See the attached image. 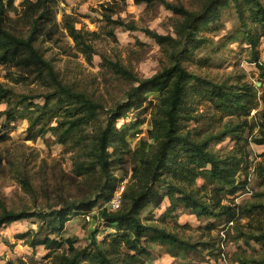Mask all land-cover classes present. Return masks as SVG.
Instances as JSON below:
<instances>
[{
	"label": "trees",
	"instance_id": "1",
	"mask_svg": "<svg viewBox=\"0 0 264 264\" xmlns=\"http://www.w3.org/2000/svg\"><path fill=\"white\" fill-rule=\"evenodd\" d=\"M56 1L24 0L30 30L28 36H22L9 28L8 11L13 6V0H0V65L7 70V79L15 84L31 81L50 87L46 93L18 94L0 79V104L7 105L5 110L0 111V118L6 117L8 122L4 128L10 129L11 122L18 119V111L28 109V140L44 138L50 132L58 135L59 142L63 144L73 143L78 148L73 158L76 175L94 180L95 184L92 191L82 198L59 199L55 203L47 199L46 205L33 211L8 209L0 199V235L1 229L8 224L39 219V231L26 242L32 248L44 246L49 251L47 257L68 248L69 253L58 255L60 264H80L87 259L92 260L93 264H140L151 258L152 251L148 245L153 242L181 249L184 254L198 249L199 243H191L179 234L178 229L182 226L177 222L178 228L175 230L158 224L153 214L143 215L150 208H160L168 199L169 206L160 217L164 222L177 217L180 210H185L199 220L210 222L201 230L224 234V239L219 243L215 242V237L211 239L212 242L204 243L212 257L226 259L223 246L228 241L251 239L264 244L262 228H257L256 233H248L238 224L243 217L263 216L264 203L243 206L236 202L238 196L253 192L249 186V145H264V63L260 61L258 50L264 37V2L195 0L197 8L191 10L181 0H178L179 3L135 0L137 4L148 5L158 1L178 17L173 25L174 35L143 29L167 53L169 65L151 77H139L119 62L106 59L117 74L133 84L125 99L108 113L106 125L85 135L86 128L98 121L103 106L85 92L65 85L59 79L53 63L36 45L40 36L49 35L53 40L58 35L60 23L57 20ZM126 1L112 0L103 4L102 8L119 14L122 10L115 7ZM225 9L236 15L239 26L221 43L231 40L250 48L251 62L260 71L261 86L246 82L218 83L196 74L186 65L193 60L196 50L210 44V39L204 33L218 28L215 26L222 20ZM103 14L111 23L128 30L137 29L135 24L125 23L122 17L114 20L112 15ZM62 28L73 39L75 47L91 61L97 33L78 29L76 21L69 15L64 16ZM37 99H43V103L35 102ZM148 102H153L149 113L148 137H142L131 155L132 170L123 191L121 208L112 211L103 207L98 212L99 218L114 232L99 240L104 233L94 229L89 244L79 249L75 246V238L61 237L66 224L74 215L91 213L100 202H111L122 180L114 173V168L124 161V157L116 156L120 149L117 143L123 131V135L131 132L133 137H138L143 131L137 127L145 122L137 117L128 124L124 123L123 127H117V121L125 119L133 111L146 109ZM201 103L213 106L218 114L213 119L218 116V122L227 120L217 132L195 136L190 123L197 118H194L195 109ZM54 121L56 125H53ZM9 138L8 133L2 134L0 142H6ZM227 139L234 142L231 147L223 144ZM259 157L262 160L253 165V175L264 186V152ZM6 162L11 164L0 153V174L6 168ZM19 163L22 164L21 159ZM19 181L26 191L35 193L26 174ZM45 230L48 235L40 237ZM17 237L24 239L25 234ZM105 243H109V247ZM234 260L242 264H264V256L248 261L241 254Z\"/></svg>",
	"mask_w": 264,
	"mask_h": 264
},
{
	"label": "rangeland",
	"instance_id": "2",
	"mask_svg": "<svg viewBox=\"0 0 264 264\" xmlns=\"http://www.w3.org/2000/svg\"><path fill=\"white\" fill-rule=\"evenodd\" d=\"M35 1V0H33ZM112 0H57V20L60 23L58 35L53 40L50 36H40L36 45L41 48L45 57L53 63L59 79L76 91L85 92L95 101L103 106L98 115V121L86 128L85 135H89L97 127L105 126L108 113L112 108L122 102L127 91L131 88L132 82L117 74L114 69L106 62V59L119 62L125 68L131 70L139 77H151L169 65V59L164 49L143 29H151L162 35H174V24L178 17L173 12L167 10L160 2L156 1L152 5L147 3L137 4L135 0H127L126 3L120 2L115 9H121L119 14H112L110 10L102 8L103 4ZM179 3L178 0H169ZM264 2V0H262ZM189 9H196L195 0H181ZM24 0H13V6L9 7L8 24L9 28L22 36L29 34V16L24 11ZM103 13L112 15V19L119 17L128 25L135 24L136 30H128L123 26L111 23L104 17ZM69 15L76 21L78 29L96 32L93 47L95 49L92 60L80 52L73 39L62 28L64 16ZM239 26L235 14L230 10L223 11V18L217 24L218 28L206 31L204 35L210 39V44L196 50L193 60L187 62L189 70L196 74H201L218 83H240L246 82L258 85L260 71L255 63L251 62V50L245 44L236 41L222 40ZM52 37V36H51ZM221 43V44H220ZM225 44L221 47L219 45ZM219 46V47H218ZM260 61L264 63V37L261 39L258 48ZM7 70L0 65V79L18 94L46 93L50 87L39 82H27L15 84L7 79ZM261 86V85H260ZM43 103V99L35 100ZM153 102H148L140 112L133 111L125 119L117 121V127H123L131 120L141 117L145 122L137 127L143 131L138 137H133L129 132L121 135L117 145L120 146L117 157H124V161L114 168V173L122 180L117 186L115 194L123 192L128 183L132 165L131 155L134 153L143 136L148 137L150 107ZM7 108L6 104H0V111ZM28 109L18 111V119L11 122L10 129L4 128L8 122L6 117L0 118V135L8 133L9 139L0 142V153L11 161L6 162V168L0 174V199L11 210H38L47 204V199L55 203L59 199L82 198L92 191L94 180L80 178L75 173L73 158L76 157L77 147L72 143L63 144L59 142L58 135L47 133L44 138L28 140ZM255 113V112H254ZM213 106L207 103L197 105L194 118L190 123V128L195 136H202L208 132H217L223 121H217ZM213 121V122H212ZM56 125V121L53 122ZM256 133V131H255ZM125 136V137H124ZM231 147L234 142L227 139L223 143ZM248 172L250 173L249 186L252 193H244L237 197L236 202L243 206L250 203H264V186L259 184L253 174V165L262 158L259 157L264 152V145L250 143ZM22 160V164L19 160ZM15 162V164H13ZM26 174L35 193L26 191L20 183V178ZM244 179V176L242 177ZM202 183V180H199ZM169 206L166 199L160 208L148 209L143 215L153 214L158 224L170 228H178L176 222L182 226L178 229L179 234L188 239L191 243H199L198 249L190 250L186 254L181 249L171 248L168 244L160 242L150 243L148 246L152 251V256L148 260H143L140 264H242L235 261L238 255H244L245 259H261L264 256V244L251 239H240L238 241H228L223 246L226 259L215 258L210 254L209 248L204 243H219L224 239V234L218 231L212 233L201 230L209 221L199 220L195 215L188 211L180 210L177 217H173L164 222L160 219L161 215ZM108 207L109 203L100 202L93 211L87 215H74L66 224L65 231L62 233L63 239L75 238V246L83 249L89 244L90 234L94 229L104 233L99 236V240L104 235L114 232V229L107 226L99 218L98 212ZM2 207L0 206V213ZM41 222L39 219H26L8 224L1 229L0 235V264H60L58 255L62 252L69 253V249L58 250L51 257H47L49 251L44 246L39 245L32 248L27 244L26 239L35 236L39 231ZM177 224V225H178ZM238 224L248 233H256L257 228L264 230V215L254 217H243ZM188 225V227L186 226ZM223 226V224H221ZM234 231L232 235H234ZM25 234L24 239L17 236ZM48 235L45 230L40 237ZM54 238V235H50ZM109 243H105L109 247ZM80 264H93L92 260H84ZM250 264V263H249Z\"/></svg>",
	"mask_w": 264,
	"mask_h": 264
},
{
	"label": "built area",
	"instance_id": "3",
	"mask_svg": "<svg viewBox=\"0 0 264 264\" xmlns=\"http://www.w3.org/2000/svg\"><path fill=\"white\" fill-rule=\"evenodd\" d=\"M125 188H123V191ZM123 200V192H120L119 194H115L111 202L109 203L110 210L117 211L121 208Z\"/></svg>",
	"mask_w": 264,
	"mask_h": 264
},
{
	"label": "water",
	"instance_id": "4",
	"mask_svg": "<svg viewBox=\"0 0 264 264\" xmlns=\"http://www.w3.org/2000/svg\"><path fill=\"white\" fill-rule=\"evenodd\" d=\"M258 85L260 86V85H261V83H258Z\"/></svg>",
	"mask_w": 264,
	"mask_h": 264
}]
</instances>
